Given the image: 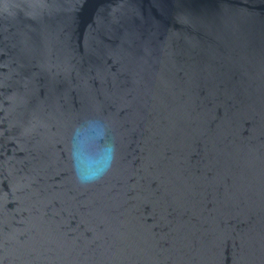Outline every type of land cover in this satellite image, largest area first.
I'll use <instances>...</instances> for the list:
<instances>
[{"label": "water", "instance_id": "1", "mask_svg": "<svg viewBox=\"0 0 264 264\" xmlns=\"http://www.w3.org/2000/svg\"><path fill=\"white\" fill-rule=\"evenodd\" d=\"M0 264H264V0H0Z\"/></svg>", "mask_w": 264, "mask_h": 264}, {"label": "clouds", "instance_id": "2", "mask_svg": "<svg viewBox=\"0 0 264 264\" xmlns=\"http://www.w3.org/2000/svg\"><path fill=\"white\" fill-rule=\"evenodd\" d=\"M78 177H79L82 181H84V180H86V179H97V178H98L97 176H92V177H87V178H85V177H83V176H79V172H78Z\"/></svg>", "mask_w": 264, "mask_h": 264}]
</instances>
